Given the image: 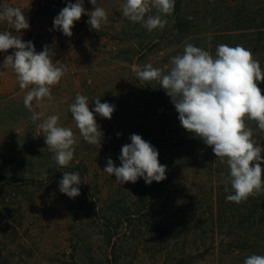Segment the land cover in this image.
Segmentation results:
<instances>
[{
	"label": "rangeland",
	"instance_id": "obj_1",
	"mask_svg": "<svg viewBox=\"0 0 264 264\" xmlns=\"http://www.w3.org/2000/svg\"><path fill=\"white\" fill-rule=\"evenodd\" d=\"M33 1L11 0L21 7H28ZM124 2L97 0L98 6L103 7L108 15V22L102 24L98 32L90 29L87 23L89 17L83 16L75 22L71 37L55 30L50 21L42 20L36 24L34 35L40 42L36 51L44 50L48 44V32L55 30L56 46L50 48V56L56 66L67 71L61 81L51 88L52 100L45 99L42 107H36L35 100L32 102L34 110L43 113L35 123L30 120L32 113L23 103L29 89L20 88L11 67L3 68V61L11 55V50L0 52V168L18 177L34 178L45 183L44 187L28 189L0 185V264H103L98 255L109 250L91 226H73L69 197L59 191V181L66 169L85 166L90 183L98 187L102 198L113 200L116 207L127 208L139 201L143 188L137 182L122 185L114 175L110 176L103 169L108 158L117 167L121 166V148L131 143L132 134H138L150 143L153 141L156 118L146 94L137 87L134 69L151 64L155 68L169 70L172 65L166 58L167 51L156 53L149 47H142L132 62L125 61L130 54L115 33L124 24L114 16ZM7 27L0 21V32L7 31ZM21 31L27 37L28 29ZM77 93L88 97L90 110L95 107L92 101L95 98L115 106L111 119L96 115L103 133L101 143L89 144L76 127L69 105L74 102ZM51 115L59 117V126L71 128L77 140L73 146L74 157L68 167H61L52 159L53 153L47 148L43 133L37 127ZM158 152L160 163L166 165V179L154 181L149 187L153 199L141 204L137 212L130 217L126 215L124 220H134L131 229L140 244L144 237L152 236L154 239L150 238L149 250L137 242L122 249L121 255L126 259L124 264H242L237 257L217 256L204 262L168 258L170 250L199 247L201 238L186 240L187 232L200 234L203 230L210 231L211 225L198 229L193 221L190 225L192 230L188 231L178 221L175 204L190 195L201 197L208 194L213 182L205 171L173 169L170 172L171 164L166 153L160 149ZM52 173H58V176L52 179ZM174 212L175 217L170 218ZM145 215L151 218L147 226L142 220L147 219ZM168 218L171 226L164 229L163 223ZM125 232H128L125 227L120 228L114 239L123 240ZM87 238L88 244L83 242Z\"/></svg>",
	"mask_w": 264,
	"mask_h": 264
},
{
	"label": "clouds",
	"instance_id": "obj_2",
	"mask_svg": "<svg viewBox=\"0 0 264 264\" xmlns=\"http://www.w3.org/2000/svg\"><path fill=\"white\" fill-rule=\"evenodd\" d=\"M90 3L93 5L91 11L84 8V0L67 3L54 18V29L71 37L75 22L87 15L90 29L98 32L102 24L108 22V15L103 7L98 6L97 0H90ZM120 7L124 17L141 23L151 33L156 29L164 30L168 23L165 17L174 12L175 0H125ZM153 9L156 14H149ZM0 21H6L15 33L30 28L28 18L19 7L4 6L0 10ZM9 49L14 52L5 57L3 68L11 67L20 88L29 89L23 103L32 113L30 120L35 123L43 113L35 111L32 102L35 100L36 107H42L45 99L52 100L51 88L61 81L67 69L53 63L48 46L37 52L32 41L25 42L21 35L2 31L0 52ZM171 65L167 72L151 64L137 66L134 71L139 80L160 84L171 98L181 126L211 147L216 161L227 165L228 175L221 174L225 192L229 184L233 190V194L226 196L227 201L240 204L249 197L264 193V168L261 167L264 148L253 139V129L246 123L253 121L257 130L264 132V94L258 86L264 82V71L260 62L250 49L242 45L220 44L213 56L186 43L183 53L171 58ZM92 101L95 107L90 110L88 97L77 93L69 111L83 139L95 145L101 143L103 136L96 115L111 119L115 106L101 103L100 98ZM58 120L57 115H51L37 127L53 153L52 159L59 166L68 167L77 140L72 129L59 126ZM130 141L121 148V166L117 167L108 158L103 171L114 175L122 185L136 183L139 178L149 185L166 179V165L160 163L158 150L138 134H132ZM81 183L79 172H63L59 191L76 198L80 195ZM243 264H264V255L252 254Z\"/></svg>",
	"mask_w": 264,
	"mask_h": 264
},
{
	"label": "trees",
	"instance_id": "obj_3",
	"mask_svg": "<svg viewBox=\"0 0 264 264\" xmlns=\"http://www.w3.org/2000/svg\"><path fill=\"white\" fill-rule=\"evenodd\" d=\"M69 2L75 3L76 0H34L28 7L16 6L11 0H0V10L4 6L19 7L22 10L30 24L27 37L25 33H22L23 31L15 33L6 21L3 23L8 26L7 31L21 35L25 42L32 41L35 49H38L39 38L34 35L36 24L42 20L50 21L53 27L54 18ZM83 6L88 11H91L93 7L90 0H84ZM149 14H156L155 10L153 9ZM82 16L88 18L87 15ZM114 16L116 20L124 24V27L115 33L119 36L118 41L126 45L130 54L128 59H125L126 62H132L134 58H137L140 50L148 47L156 53L167 51L166 58L171 62L173 56L183 53L186 43L202 48L213 56L218 45L227 44L232 47L242 45L250 49L264 71V0H175L174 12L165 17L168 23L164 30L156 29L151 33L141 23L131 22L124 17L121 9H117ZM54 33L53 29L48 32L47 46L50 52V48L56 46ZM10 50L12 54L14 50ZM140 59L142 60V57ZM161 69L168 71L164 67ZM134 76L137 87L146 94V100L156 118V128L151 144L155 145L157 150L160 149L166 153L168 162L171 164L170 172L173 169L205 171L213 182L209 186L211 191H207L208 194L201 197L190 195L175 204V212L179 215L178 221L188 231L192 230L190 225L193 223L198 225V229L211 225L210 231L203 230L200 234L187 232L186 240L196 241L201 238L199 247L193 250H170L167 253L168 258L179 257L181 260L204 262L217 256L237 257L243 264L245 258L252 254L264 255V193L249 197L247 201L240 204L227 201L226 196L233 194L231 185H228V191L225 192V185L222 183L221 174L228 175L227 165L216 161L217 157L212 148L181 126L171 98L160 88L157 81L143 82L137 78L135 72ZM258 86L264 94V82L259 83ZM246 123L253 129V139L264 148V132L257 130L255 122L246 121ZM261 157L264 159V151ZM261 167L264 168V164ZM65 172L80 174L82 182L79 185L80 195L68 199L73 209L72 222L75 228L91 226L95 234L101 238L109 251L98 255L99 261L103 264H124L126 259L121 255V251L135 242L145 250L151 248L150 240L154 238L144 237L140 244L136 241L135 232L131 229V222L134 220H124L126 215L130 217L137 212L141 204L144 205L153 199L149 187L154 181L149 185L143 178L138 179L137 185L143 188V192L139 196V201L132 205L133 209L132 206L116 207L113 200L102 198L98 187L90 183L85 166L78 165L72 169H66ZM52 174V179L58 176V173ZM0 185L7 188L28 189L44 187L45 183L34 178L18 177L0 168ZM175 212L170 218L175 217ZM205 212H208L207 216ZM145 216L147 219L142 220L145 223L144 226H147L151 218L148 215ZM166 220L167 222L163 223L164 229L171 226V220L169 218ZM186 223L189 225H185ZM122 227L128 230L124 233L123 240L114 239L117 231ZM87 240L88 238L83 242L88 244Z\"/></svg>",
	"mask_w": 264,
	"mask_h": 264
}]
</instances>
